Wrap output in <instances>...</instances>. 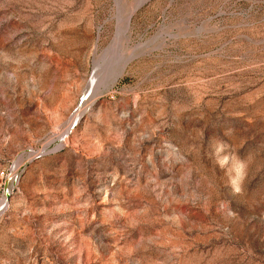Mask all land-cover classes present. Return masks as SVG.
I'll use <instances>...</instances> for the list:
<instances>
[{"label":"rangeland","instance_id":"374dc122","mask_svg":"<svg viewBox=\"0 0 264 264\" xmlns=\"http://www.w3.org/2000/svg\"><path fill=\"white\" fill-rule=\"evenodd\" d=\"M136 1L0 0V264H264V0Z\"/></svg>","mask_w":264,"mask_h":264},{"label":"bare ground","instance_id":"6f19581e","mask_svg":"<svg viewBox=\"0 0 264 264\" xmlns=\"http://www.w3.org/2000/svg\"><path fill=\"white\" fill-rule=\"evenodd\" d=\"M147 0H137L136 1V3L135 2H133V3H135L134 4V8H133V12H135V11H137V9H139L140 7H141V5L144 3V2H146ZM129 6H130V4H129ZM126 7V6H125ZM132 7V6H131ZM127 8H129V7H127ZM132 9V8H131ZM123 10V9H122ZM121 12V11H120ZM133 12H131V13H133ZM124 13V12H123ZM124 15H125V13H124ZM133 15V14H132ZM121 16V15H120ZM127 16V15H126ZM130 15L124 20V22H120L121 23V25H120V23H118L119 24V26H118V29L116 30L117 31V33H116V37L114 38V44H112V45H114L112 48H114V47H119L121 44H122V42L125 40H127L128 39V33H129V24H130ZM119 21V20H118ZM127 43V42H126ZM125 44V43H124ZM123 45V44H122ZM123 46H125V45H123ZM146 46V45H145ZM136 47H138V46H136ZM136 47H134V48H136ZM139 48V47H138ZM120 49V48H119ZM123 49V47L121 48V50ZM126 49V48H125ZM129 49V48H128ZM137 49V48H136ZM106 50V49H105ZM114 51H115V49H113ZM112 50V51H113ZM124 50V49H123ZM122 50V51H123ZM131 50V49H130ZM125 51V50H124ZM109 52V51H108ZM116 52H117V50H116ZM130 52V51H129ZM126 53H128L127 52V50H126ZM108 54V53H107ZM115 54V53H114ZM125 54V53H124ZM129 54V53H128ZM142 54H144V52H142ZM103 55V54H102ZM105 55H106V53H105ZM127 56V55H126ZM136 56V53L135 52H133L132 53V55L129 57V58H127L126 59V61L125 62H123V65L118 69V70H115L114 72H111V73H109V74H105L106 76H103L102 77V69H100V61H96L95 62V68H94V72H93V76H92V78L90 79V81H91V83H90V87L91 88H93V91L95 92V91H98V89L100 88V86H102L103 88H104V90L105 91H109L110 89H111V87L122 77V75H123V73H124V71H125V68H126V66H127V64L128 63H131V62H129L130 60H132L134 57ZM137 56H139V55H137ZM99 57V56H98ZM140 57V56H139ZM112 58V57H111ZM96 59H98V58H96ZM105 59V58H104ZM101 60H103V59H101ZM106 61H108V60H106ZM110 61V60H109ZM119 62H121V61H119ZM118 65V64H117ZM109 66V65H108ZM106 67V66H105ZM107 68V67H106ZM110 70V69H109ZM108 72V71H107ZM106 72V73H107ZM117 85V84H116ZM111 91V90H110ZM111 93V92H110ZM109 93V94H110ZM108 95V94H107ZM73 118H75V117H73ZM71 122H72V119H71ZM73 123L74 122H72L71 123V125H70V130H71V127L73 126ZM70 124V123H69ZM69 130V129H68ZM67 133L68 132H66V133H63L61 136H59L61 139L62 138H64V137H66V135H67ZM66 134V135H65ZM58 137V138H59ZM57 139V138H56ZM48 143V142H47ZM52 144V143H51ZM46 145V144H45ZM48 145H50V144H48ZM60 146V145H59ZM59 146H58V148H59ZM47 148V147H46ZM54 149H56L57 150V148H54ZM40 152V151H39ZM43 152V151H42ZM38 153V152H37ZM47 153V152H46ZM37 155V154H36ZM16 171V170H15Z\"/></svg>","mask_w":264,"mask_h":264}]
</instances>
